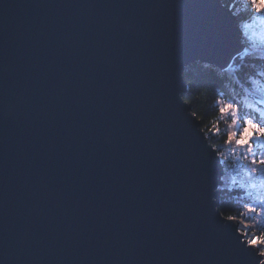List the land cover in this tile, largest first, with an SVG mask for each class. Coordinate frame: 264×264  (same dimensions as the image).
Instances as JSON below:
<instances>
[{
  "label": "water",
  "instance_id": "1",
  "mask_svg": "<svg viewBox=\"0 0 264 264\" xmlns=\"http://www.w3.org/2000/svg\"><path fill=\"white\" fill-rule=\"evenodd\" d=\"M229 9L0 0V264H249L184 100L244 52Z\"/></svg>",
  "mask_w": 264,
  "mask_h": 264
},
{
  "label": "trees",
  "instance_id": "2",
  "mask_svg": "<svg viewBox=\"0 0 264 264\" xmlns=\"http://www.w3.org/2000/svg\"><path fill=\"white\" fill-rule=\"evenodd\" d=\"M220 1L228 8L235 6L232 13H235L237 23L242 29L243 46L248 51L236 57L227 69L199 63L185 69L183 80L187 84L188 91L184 100L192 107V113L201 122L205 133L218 116L215 108V102L218 99L238 101L241 105V112L252 110L246 108V105H252L253 108H264V105L257 103L264 99V59H256L257 56H264V25L262 24L264 21L253 22L246 8V0ZM226 126L224 123L220 124L221 129ZM209 142L215 148L222 141L220 138H213ZM228 162L225 172L230 167L233 169L235 165L233 157H229ZM233 179L237 181L236 184L232 183ZM223 183L224 190H219L221 192L220 213L224 217L236 216L243 211V204L248 202L247 197L244 196V190L239 187L240 183L247 185L248 178L242 170L237 174L235 169L234 172H229V176L225 177ZM239 196H244V198L238 199ZM246 215L251 218L245 222L252 225L260 219L251 214L246 213ZM256 234L259 235L258 232Z\"/></svg>",
  "mask_w": 264,
  "mask_h": 264
},
{
  "label": "snow or ice",
  "instance_id": "3",
  "mask_svg": "<svg viewBox=\"0 0 264 264\" xmlns=\"http://www.w3.org/2000/svg\"><path fill=\"white\" fill-rule=\"evenodd\" d=\"M234 7H230L229 11ZM246 8L253 22L264 21V0H246ZM243 51L247 52L248 49L244 48ZM237 55L239 56V53ZM256 59H264V56H257ZM257 103L264 105V99ZM240 107L238 101L218 99L215 102L218 116L205 133L204 140L221 171L220 191L224 190L223 172L228 167L229 157L234 158L237 174L242 170L248 178L247 185L239 184L248 200L243 204V211L223 219L231 222L230 226L237 236L238 255L246 258L249 264H264V108L246 105V108L252 110L241 112ZM221 123L227 126L221 129ZM213 138H220L222 141L215 148L208 143ZM207 174L211 175L210 169ZM232 183L236 184L237 181L233 179ZM244 196L237 198L243 199ZM246 213L260 219L249 226L245 221L251 217ZM227 226L229 225H225Z\"/></svg>",
  "mask_w": 264,
  "mask_h": 264
},
{
  "label": "rangeland",
  "instance_id": "4",
  "mask_svg": "<svg viewBox=\"0 0 264 264\" xmlns=\"http://www.w3.org/2000/svg\"><path fill=\"white\" fill-rule=\"evenodd\" d=\"M262 24L264 25V23L262 22ZM246 48V47H245ZM227 155V154H226ZM228 164H229V162H228ZM234 168H235V166H234ZM231 169V167L227 170V172H225L224 171V176H223V181L225 182V177L226 176H229V172L231 171V172H234L235 171V169ZM231 174V173H230ZM228 178V177H227ZM227 182V181H226ZM249 226H252V224H250L249 222H246Z\"/></svg>",
  "mask_w": 264,
  "mask_h": 264
}]
</instances>
